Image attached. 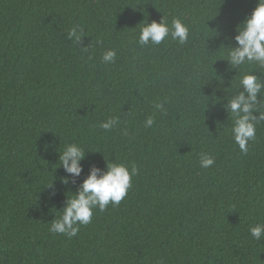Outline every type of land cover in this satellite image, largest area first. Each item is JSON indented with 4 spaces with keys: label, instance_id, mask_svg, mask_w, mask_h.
<instances>
[{
    "label": "trees",
    "instance_id": "obj_1",
    "mask_svg": "<svg viewBox=\"0 0 264 264\" xmlns=\"http://www.w3.org/2000/svg\"><path fill=\"white\" fill-rule=\"evenodd\" d=\"M256 4L0 0V264H264V240L248 231L264 222V124L244 154L223 107L243 73L264 79L223 61ZM162 17L181 19L188 41L140 46L143 24ZM77 25L79 45L67 38ZM109 49L116 60L105 64ZM113 116L111 131L99 127ZM69 143L86 159L64 186L58 153ZM201 153L215 163L201 167ZM107 163L137 168L126 197L76 236L51 233L89 167Z\"/></svg>",
    "mask_w": 264,
    "mask_h": 264
},
{
    "label": "clouds",
    "instance_id": "obj_2",
    "mask_svg": "<svg viewBox=\"0 0 264 264\" xmlns=\"http://www.w3.org/2000/svg\"><path fill=\"white\" fill-rule=\"evenodd\" d=\"M84 37V29L79 25L68 30L67 38L76 45L81 44ZM169 38L184 45L189 39V27L179 18H174L169 26L167 19L162 17L160 22L143 24L137 43L140 46H158ZM222 46L226 50V59L223 61L227 62L229 68L243 69L254 65L258 70H264V0H257L254 10L237 27L236 35L230 38L227 45ZM116 56V51L109 49L101 59L105 64H112L115 63ZM254 72L257 73L250 70L241 75L239 90L230 97L227 96V103L223 106L224 111L232 117V140L244 154L248 152L249 143L257 139L258 126L264 124V79L253 74ZM218 77V82L222 84V77ZM228 90L225 89L226 92ZM155 107L160 110L163 103L158 102ZM118 123L119 118L113 116L101 122L99 127L107 132ZM154 123V117L150 116L146 119L145 126L150 128ZM85 159L86 151L77 143L67 144L62 153H58V168H62L65 173L60 181L62 185L77 183L84 173ZM214 163L215 160L210 155L200 154L201 167L209 168ZM135 175L137 168L134 165L130 170L117 163H107L105 169L91 165L75 193L70 197L66 196L63 209L57 211L59 216L51 222L49 231L68 237L76 236L80 225L91 223L94 210L98 208L103 212L109 205L115 207L120 204L132 187V177ZM45 189L51 190L49 198L55 197L54 182ZM248 231L255 242L264 240V222H256Z\"/></svg>",
    "mask_w": 264,
    "mask_h": 264
}]
</instances>
